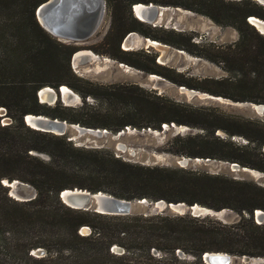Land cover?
I'll list each match as a JSON object with an SVG mask.
<instances>
[{
	"label": "trees",
	"instance_id": "1",
	"mask_svg": "<svg viewBox=\"0 0 264 264\" xmlns=\"http://www.w3.org/2000/svg\"><path fill=\"white\" fill-rule=\"evenodd\" d=\"M44 1L0 0V107L7 110L13 121L0 125V264H205L202 255L211 251L264 258V224L253 219L254 210L264 211V188L218 174L145 166L97 150L76 149L62 135L38 131L25 124L26 114L62 118L54 109H41L39 89L58 90L65 84L77 89L68 80L74 77L70 59L77 47L58 41L39 25L35 12ZM105 1L111 9V23L104 40L117 53L105 52L118 63L130 62L119 44L132 31L170 42L153 30H140L145 22L131 14V6L136 3L183 8L203 14L219 26L235 28L237 41L215 46L217 61L228 62L234 67L226 70L239 72L237 85L244 96L235 98L237 101L264 104V35L248 22L251 16L264 19L263 5L253 0ZM89 85L95 90L119 93L133 103L130 115L121 114L113 123L105 121L107 115L103 122L93 125L113 132L124 127L159 130L170 123L195 125L198 122L191 121V117L199 120L206 116L179 108L146 90L134 91L131 86ZM86 95L96 97L92 91ZM175 109L188 119L173 116ZM225 121L229 123L228 119ZM237 126L215 125L210 138L202 142V151L183 153L264 171V162L256 164L252 160L248 145L243 149L213 134L215 129H224L230 137L239 135L249 144H264L263 123L246 121L240 126L242 130ZM70 151L84 156L76 158ZM34 153L48 154L52 162H45ZM241 153L250 159L243 160ZM71 158L83 160L86 166L80 171L70 169L63 163L71 162ZM4 179L28 183L36 190V197L29 201L15 200L2 184ZM72 187L103 191L127 200L162 199L189 206L199 204L215 211L229 208L238 212L240 218L225 224L207 216L188 214L169 216L149 212L117 216L77 210L59 198L61 190ZM85 226L89 232L82 234ZM114 245L122 247L124 253L111 252ZM151 247L161 252L159 257L149 254ZM38 248L43 249V256L32 254ZM138 249H143V255L134 257ZM176 250L189 254L193 260L180 259Z\"/></svg>",
	"mask_w": 264,
	"mask_h": 264
},
{
	"label": "rangeland",
	"instance_id": "2",
	"mask_svg": "<svg viewBox=\"0 0 264 264\" xmlns=\"http://www.w3.org/2000/svg\"><path fill=\"white\" fill-rule=\"evenodd\" d=\"M131 14L134 16L133 13ZM157 22L158 25L155 26L158 27L144 23L140 26V30H153L158 35L165 37L171 43L160 42L159 40L158 42L168 45L169 49L166 52H162L160 51L161 49H158L160 46L155 48L147 46L144 43L139 45L134 44L133 49H127L124 47L122 41L119 44V48L126 52L124 56L130 61L129 63H125V65L132 68L131 70L124 69L119 66L118 60L105 52L117 53L115 47L107 44L106 39L104 40L111 23V9L106 6L104 18L95 34L85 43L75 45L77 50L89 49L100 56L99 59L92 61L88 59V61L82 62L78 67L70 64L74 77H69L68 80L71 84L77 86V89L67 84L64 86L69 87L78 96V99L74 102L65 103L61 98H58L53 104L48 105L40 102L38 98L41 109H54L62 118H53L92 129H97L98 127L93 125L103 122L104 117L107 115L109 117H106L105 121L113 123L121 114L130 115L133 113V103L130 100L113 91H111L112 93H107L95 90L89 85L92 84L115 87L131 86L134 88V91H137V89L146 90L153 95H159L170 100V103L178 105L179 108L193 110L206 114V116L203 115L202 117L204 118H200L199 120L191 117V121L198 122L195 125L170 123L164 128L162 125L161 129L150 131L148 128L124 127L122 130L116 132L107 130V134H103L102 136L92 134L77 135L73 131H67L62 137L72 147L101 151L134 164L167 167L170 169L181 168L175 163L176 158L180 160L182 157H188L183 152L202 151V142L210 138L215 125L230 127V123H236L238 124L237 128L242 130L240 126L241 124H245L246 121L264 124V110L258 114L254 113L248 105L249 102L237 101L235 99L244 96V93L237 85L240 79L239 72L234 69L231 71L226 70V67L233 68L234 65L228 62L217 61L219 59L215 54V46L228 45L237 41L239 35L235 28L219 26L203 14L190 10L186 11L183 8L176 9L175 7L165 10ZM202 26L203 28H201ZM132 32L143 39L148 38L141 31ZM178 33L185 36H178ZM148 39L154 40L153 38ZM177 43H182V45L178 46ZM162 55L163 60H160ZM150 74L158 75L162 80H154L150 77ZM181 87H186L192 93H187ZM88 91L94 92L96 97L86 95ZM0 109V125L13 123L7 114V110L4 107H0ZM171 114L179 119H188V116L182 115L179 109H175ZM221 118L228 119L229 123H226L225 119ZM74 120H78L79 123H76ZM98 129L102 131L106 130L104 128ZM50 134L57 135L54 133ZM213 134L219 139L231 141L243 149H246L244 146L248 145L247 149L252 154V160L256 164H259L260 160L264 162V144L259 146L252 143L249 144L246 138L239 135L230 137L224 129H215ZM118 144L123 145L124 149L119 148ZM36 154L45 162H52L48 154ZM70 154L76 158L84 156V154L75 151H70ZM241 154L243 160L250 159L248 155ZM254 154L257 155L256 158ZM190 158L191 160L184 169L199 173L218 174L264 188V171L248 166H241L238 163L242 168L231 171L228 165L229 162L227 161L214 158H207L209 160L205 161L206 158L200 157H195L199 159L195 161L192 157ZM70 160L71 162H64L63 164L72 170L80 171L86 166L83 160L74 158ZM152 203L151 201H147L148 205L144 206L142 211L169 216L191 215L188 210L189 205L186 203L184 214H176L174 211L165 208L157 212L153 208ZM201 207L210 212L205 211L200 217L207 216L219 220L215 216L217 211L204 206ZM220 211L224 212V217L222 220H219L221 223L231 224L240 218V214L233 209L226 208ZM81 232L82 234H87L89 230L81 229ZM112 248L113 246L110 249L111 252L119 254ZM134 252V257H138L143 255L144 251L143 249H138ZM149 254L159 257L161 252L151 247L149 248ZM177 255L180 259L193 260L192 256L183 251L177 252ZM174 256L176 255L174 254ZM232 264L242 263L237 258Z\"/></svg>",
	"mask_w": 264,
	"mask_h": 264
},
{
	"label": "water",
	"instance_id": "3",
	"mask_svg": "<svg viewBox=\"0 0 264 264\" xmlns=\"http://www.w3.org/2000/svg\"><path fill=\"white\" fill-rule=\"evenodd\" d=\"M231 1H240V0H231ZM256 1V0H253ZM259 1V0H258ZM264 2V0H262ZM259 3V2H258ZM144 4V3H143ZM260 4V3H259ZM143 8L139 9V14L145 16L146 18H150V20H158L161 16V12L164 8L168 6L156 5L153 3L144 4ZM262 5V4H261ZM106 11V1L105 0H46L41 3L35 12L36 19L39 25L52 37L56 38L58 41L68 43V44H82L85 43L89 38H91L95 32L98 30L99 26L102 23L104 18V14ZM131 11L137 19V13L134 9V5L131 6ZM164 12V11H163ZM210 20V19H209ZM248 22L262 35L264 33L261 32V28H258L252 20L248 18ZM259 25L264 28V19L259 20ZM134 34L133 32L128 33L123 39V43L127 40V38ZM82 50L89 49H78L76 50L70 59L71 64L78 57V53ZM51 88V87H50ZM37 92V97L40 98V91ZM61 90V86H59L58 90L54 88L51 89L53 94V101H56L59 98V91ZM192 93V92H191ZM62 99V96H61ZM249 107L253 110L254 113H257V110L254 108L255 106H262L264 104H254L248 103ZM1 111V109H0ZM32 118H30L34 123H30L27 120V114L24 115L23 120L26 125L29 127L46 132V133H54V130H57V135H64L67 131L72 130L77 135L83 134H92L95 136H102L103 134H107L106 130L100 131L98 128L96 130L88 127L81 126L79 124L67 123L65 120H60L58 118H51L42 114H31ZM33 125V126H31ZM167 125V124H166ZM168 126V125H167ZM163 128L166 126H162ZM73 128V129H72ZM150 131L151 129L148 128ZM118 135V134H117ZM117 137V136H116ZM121 149H124V146L118 144ZM36 154V153H34ZM197 161V158H193ZM190 157H182L180 160L176 158L175 163L177 166L184 168L189 161ZM209 159H205L208 161ZM229 169L231 171H235L240 167L237 163L231 162L228 163ZM2 184L7 187L8 195L18 201H29L36 197V191L32 188L31 185L25 183L23 181L13 179V180H2ZM59 198L61 201L70 208L83 210V211H91L100 214L106 215H117V216H125L136 213H144L147 214L150 211L143 212L142 209L144 206L148 205L147 200L145 198L137 199V200H127L124 198H118L111 194H108L103 191L91 192L87 189L72 187L65 188L59 192ZM153 208L156 209L157 212L159 210L165 208L168 210L174 211L176 214H184L185 211V203H167L164 200L160 199L152 203ZM188 210L193 217H200L205 211L210 212L209 210L194 204L188 207ZM260 210V209H258ZM214 212V211H213ZM215 216L222 220L224 217V212L220 210L215 213ZM253 219L257 224H263L264 222V211L260 210V212H256L254 210ZM83 229H88L86 226L82 227ZM113 250L118 252L119 254L124 253V250L117 245H114ZM43 249L38 248L32 251V254L35 256H43ZM239 258L242 264H264V258L262 257H249L243 255L241 257L232 256L228 253L222 252L221 254L214 251L204 252L202 255V260L205 264H232Z\"/></svg>",
	"mask_w": 264,
	"mask_h": 264
},
{
	"label": "bare ground",
	"instance_id": "4",
	"mask_svg": "<svg viewBox=\"0 0 264 264\" xmlns=\"http://www.w3.org/2000/svg\"><path fill=\"white\" fill-rule=\"evenodd\" d=\"M255 2H257V3L259 2L260 5L262 4L264 6V2L262 0H259V1L256 0ZM144 6L145 5L143 3H136V4H134V9H135V11L137 13V17L139 18V20L142 21V22H145L147 24L158 25V22L156 20H150V18H148V17L146 18L145 16H142V15L139 14V9L140 8H143ZM167 9H170V7L164 8L162 10V12H161L160 15H162L165 12V10H167ZM176 9H178V8H176ZM249 19L252 20L253 23L258 28H261L260 29L261 32L264 33V28H262L261 25L258 24L259 23V20L262 21L263 19L258 18V17H255V16H251ZM201 28H203V26ZM141 43H144L147 46H153L155 48L160 46L158 49H161L160 51H162V52H164V51L166 52L169 49L168 45H166V44H162V43H160L158 41L151 40V39H148V38L143 39L142 37H139L136 34L130 35L123 44H124V47H126L127 49H133L134 44H138L139 45ZM99 58H100V56L97 55V54H95V53H93L91 50H82V51H80L78 53V57L73 62V66L74 67H78L79 64H81L82 62H84L86 60L88 61V59H91V61H92V60L99 59ZM160 60H163V55L160 57ZM119 66L122 67V68H124V69L130 70V66L125 65L123 63H120ZM153 75H155V74H153ZM155 76H157L158 78L157 77H155V78L152 77L154 80L155 79L162 80L161 77H159L158 75H155ZM41 89H42L40 91L41 92L40 93L41 102L42 103H45V104H48V105L53 104L55 101H53V94H52V91H51L52 88H50V87H43ZM181 89L182 90H186V92L189 93V94L191 92V90L187 89L186 87H181ZM61 96H62V101L65 102V103L74 102V101H76L78 99V96L69 87L64 86V85L61 86V90L59 91V98H61ZM254 108H256L258 110L257 111L258 113H261L264 110V107H262V106H255ZM31 116H32L31 114H27V120L30 123H34L30 119V118H32ZM31 126H33V125H31ZM94 130H96V129H94ZM98 130L102 131L101 129H98ZM70 131H72V130H70ZM53 132L54 133H57V130H54ZM118 147H119V145H118ZM256 212H260V210H256ZM218 253L221 254L222 252H218Z\"/></svg>",
	"mask_w": 264,
	"mask_h": 264
},
{
	"label": "flooded vegetation",
	"instance_id": "5",
	"mask_svg": "<svg viewBox=\"0 0 264 264\" xmlns=\"http://www.w3.org/2000/svg\"><path fill=\"white\" fill-rule=\"evenodd\" d=\"M150 25H152V26H155V25H153V24H150ZM94 53V52H93ZM132 68L130 67V70H131ZM150 77H157V76H155V75H153V74H150ZM158 78V77H157ZM156 80H160V79H156Z\"/></svg>",
	"mask_w": 264,
	"mask_h": 264
},
{
	"label": "built area",
	"instance_id": "6",
	"mask_svg": "<svg viewBox=\"0 0 264 264\" xmlns=\"http://www.w3.org/2000/svg\"><path fill=\"white\" fill-rule=\"evenodd\" d=\"M179 251H180V250L176 251V253L179 252Z\"/></svg>",
	"mask_w": 264,
	"mask_h": 264
}]
</instances>
